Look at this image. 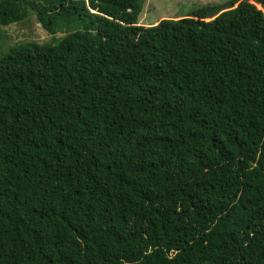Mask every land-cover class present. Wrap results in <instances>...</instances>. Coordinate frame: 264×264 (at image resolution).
I'll return each mask as SVG.
<instances>
[{
  "label": "trees",
  "instance_id": "obj_1",
  "mask_svg": "<svg viewBox=\"0 0 264 264\" xmlns=\"http://www.w3.org/2000/svg\"><path fill=\"white\" fill-rule=\"evenodd\" d=\"M142 3L0 0V264H264V0Z\"/></svg>",
  "mask_w": 264,
  "mask_h": 264
},
{
  "label": "rangeland",
  "instance_id": "obj_2",
  "mask_svg": "<svg viewBox=\"0 0 264 264\" xmlns=\"http://www.w3.org/2000/svg\"><path fill=\"white\" fill-rule=\"evenodd\" d=\"M226 0H143L138 22L142 25L154 23L162 18L179 17L190 10L205 4L221 3ZM57 32L55 37L62 36ZM54 36L41 26L33 13L25 19L0 27V49L6 50L15 44L34 41L37 43L53 42ZM1 55V52H0ZM239 244V243H238ZM237 253H233L224 260L207 264H241L237 260Z\"/></svg>",
  "mask_w": 264,
  "mask_h": 264
},
{
  "label": "clouds",
  "instance_id": "obj_3",
  "mask_svg": "<svg viewBox=\"0 0 264 264\" xmlns=\"http://www.w3.org/2000/svg\"><path fill=\"white\" fill-rule=\"evenodd\" d=\"M148 25V24H147Z\"/></svg>",
  "mask_w": 264,
  "mask_h": 264
}]
</instances>
